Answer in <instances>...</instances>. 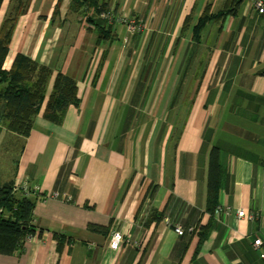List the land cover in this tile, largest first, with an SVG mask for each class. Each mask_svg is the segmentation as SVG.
<instances>
[{
  "label": "crops",
  "instance_id": "crops-1",
  "mask_svg": "<svg viewBox=\"0 0 264 264\" xmlns=\"http://www.w3.org/2000/svg\"><path fill=\"white\" fill-rule=\"evenodd\" d=\"M13 1L0 0V25ZM225 1L26 2L4 68L16 54L49 67L46 98L67 75L78 105L56 123L44 101L26 136L0 120V182L34 201L33 232L0 264H264V15L242 0L218 16ZM99 4L142 28L105 27ZM206 5L213 17L192 37ZM165 217L194 230L177 235Z\"/></svg>",
  "mask_w": 264,
  "mask_h": 264
},
{
  "label": "trees",
  "instance_id": "trees-1",
  "mask_svg": "<svg viewBox=\"0 0 264 264\" xmlns=\"http://www.w3.org/2000/svg\"><path fill=\"white\" fill-rule=\"evenodd\" d=\"M28 1L14 0L0 25V120L8 131L20 136L29 133L32 120L44 101L43 116L56 123L60 122L70 104L78 105L76 82L69 76L58 73L46 98L48 80L52 74L49 67L23 54H16L8 69L3 66L16 18L24 11ZM81 1H90L95 5L97 2V0ZM241 1L226 0L224 3L226 12L221 11L218 16L226 13L233 15ZM207 7V5L204 7V11L194 25L192 37L196 38L206 21L213 17L206 13ZM104 8L106 7L102 4L97 5V13ZM188 20L189 18H186L183 27L187 25ZM222 176L223 171L217 161L214 148L210 154L206 197V211L210 214L218 203ZM16 192L13 191L12 180L0 182V254L2 255L18 252L23 247L24 238L33 232L29 222L34 201L25 192ZM87 228L99 233L106 231L103 226L95 224H88ZM55 238L60 239L59 236Z\"/></svg>",
  "mask_w": 264,
  "mask_h": 264
},
{
  "label": "built area",
  "instance_id": "built-area-1",
  "mask_svg": "<svg viewBox=\"0 0 264 264\" xmlns=\"http://www.w3.org/2000/svg\"><path fill=\"white\" fill-rule=\"evenodd\" d=\"M246 1H248V3L253 8V10L256 12V14L264 15V0H246ZM98 18L104 22L105 27H109L111 24H114V23H121L125 26L126 30L128 32H131V33L137 32L142 28V24L139 23L138 20H136L135 18L129 17V16L121 15V14L115 12V10L113 8L107 7V8L100 10V12L98 13ZM18 188H19L18 184L13 185V191L18 189ZM236 216L237 217L246 216V217H248V219L253 218L252 214L246 215L243 210H237ZM164 222L168 226H172L173 231L177 235H183L186 231L192 232L194 230L193 227H188L186 229H183L180 225L172 224L170 222L169 218H167V217L164 218ZM121 240H122V235L119 232H113V234L111 235L110 240H109L110 248L116 249ZM260 244H261L260 239H256L253 242L254 246H258ZM260 256H264V254H260Z\"/></svg>",
  "mask_w": 264,
  "mask_h": 264
}]
</instances>
